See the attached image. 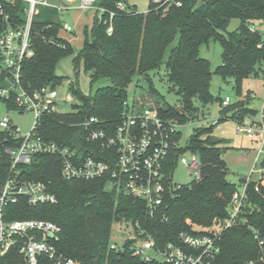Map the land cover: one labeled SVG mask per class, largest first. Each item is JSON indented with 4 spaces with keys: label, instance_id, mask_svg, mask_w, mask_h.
I'll return each instance as SVG.
<instances>
[{
    "label": "trees",
    "instance_id": "1",
    "mask_svg": "<svg viewBox=\"0 0 264 264\" xmlns=\"http://www.w3.org/2000/svg\"><path fill=\"white\" fill-rule=\"evenodd\" d=\"M119 0H100V6L114 11L113 31L109 23L96 16L92 41L75 52L73 45L58 36L61 24L53 19H35L39 33L55 36L60 45L46 43L35 38L36 54L24 61L21 75L22 87L33 92L44 85L57 86L65 77L57 74L60 63L69 56L78 73L83 61L85 71L92 82L107 79L109 84L99 87L94 96L85 97L80 87L74 94L82 103L72 112L46 115L37 133L52 141L72 143L79 132L71 123L89 116L106 122H117L122 114V104L127 100V90L139 77L148 86L141 87L137 100L143 105L156 107L168 118L186 122L199 116L201 107L212 103L213 74L219 73L224 80L234 78L238 92L243 79L254 71L257 63L264 61V39L252 30L255 21L264 20V0H178L182 4L153 3L142 12L136 4L126 11H118ZM105 12L102 19L108 18ZM233 19L240 25L233 31L228 27ZM211 40L223 46V62L216 71L200 54L202 45ZM179 98L178 104H170L153 86L151 73L160 74ZM224 99H220L223 104ZM15 105L13 101L8 102ZM226 106L225 108H228ZM233 118L242 120L245 115L232 108ZM214 126L195 129L188 148L197 153L202 164L201 180L191 181L182 188L172 189L155 216L151 217L143 200L118 194L106 188V181L64 180L61 165L54 156H39L24 168L23 177L50 182L58 203L31 206L25 199L6 207L5 219H46L59 224L62 231L56 246L63 255L79 264H159L147 263L135 256L127 242L122 251L111 248L113 225L116 222L139 220L159 245L174 241L177 234L190 226L187 219L209 226L215 217H225L227 208L238 193L236 183L227 179L228 167L217 143L212 141ZM22 136L14 127L0 129V191L10 173L12 159L5 152L7 147L19 146ZM222 141V139L220 140ZM264 171V159L262 160ZM246 178L244 179L245 182ZM248 201L243 217L248 223L226 230L221 238V252L217 264H245L259 254L254 229L264 239V184L251 181L248 184ZM0 264H26L14 247L6 256H0ZM41 264H53L46 257Z\"/></svg>",
    "mask_w": 264,
    "mask_h": 264
},
{
    "label": "built area",
    "instance_id": "2",
    "mask_svg": "<svg viewBox=\"0 0 264 264\" xmlns=\"http://www.w3.org/2000/svg\"><path fill=\"white\" fill-rule=\"evenodd\" d=\"M74 1L69 0L70 3ZM77 1L80 10L96 9L101 21L109 23L108 32L112 33L114 11L100 6V0ZM151 2L182 4L178 0ZM131 4L130 0H119L116 9L126 11ZM39 5L57 10L70 7L57 6L50 0H0V98L13 101L22 111L29 110L35 114L34 127L28 134L21 135L19 146L5 149L12 165L0 191V256H6L19 246V253L26 264H41L42 257L50 259L53 264H79L59 252L56 246L62 231L59 224L46 219H5L6 207L18 204L22 199L31 206L58 203L50 182L24 178L21 166L30 165L39 156H54L60 161L64 180L103 179L108 190L143 200L153 217L164 204L168 192L187 185L174 180L176 167L179 164L186 166L194 181L202 178V164L199 155L181 143L180 129L194 119L179 122L165 117L156 107L143 105L137 98L133 103L128 100L123 102L122 114L117 122H106L96 116L72 122L71 127L79 131L72 143L52 141L39 135L37 131L42 119L46 115L67 112L63 104L72 102L75 96V81L72 80L69 81L70 92L63 98L59 89L64 82L57 86L44 85L33 92L21 85L24 61L36 54V36L46 43L60 45L55 36H47L37 30L35 19L41 14ZM105 12L109 13V17L102 19ZM61 29L73 30L69 23L63 24ZM252 30H257L256 26L253 25ZM230 101V97H226L222 105L229 106ZM259 114V122L250 116L238 120V131L252 139L257 132L262 134L260 154L264 153V106ZM202 115L207 118V115ZM219 122L218 119L207 120L210 126ZM256 125L259 130L255 129ZM10 127L20 134L19 127L9 117L0 120V129ZM188 150L191 152L189 155ZM250 182V178H246L242 192L233 196L227 215L215 217L209 226L188 220L190 229L180 231L174 241L161 246L139 220L125 222L130 234L122 245L111 243V248L122 251L129 242L133 254L147 263L217 264L223 233L236 225L248 223L243 212ZM254 237L258 240L259 254L245 264H264V239L256 229Z\"/></svg>",
    "mask_w": 264,
    "mask_h": 264
},
{
    "label": "rangeland",
    "instance_id": "3",
    "mask_svg": "<svg viewBox=\"0 0 264 264\" xmlns=\"http://www.w3.org/2000/svg\"><path fill=\"white\" fill-rule=\"evenodd\" d=\"M55 4H60L61 0H50ZM136 4L138 9L142 12L146 11L151 0H130ZM79 3V2H78ZM77 3V5H78ZM41 14L36 18L38 20L58 19L63 25L68 22L73 30L72 32L61 30V37L69 41L75 52L80 51L86 42L92 41V31L95 25L96 16L99 12L96 9L80 10L72 9L69 11L57 10L51 7L38 6ZM240 21L233 19L228 27V31H233L238 28ZM254 26L262 34L264 39V20L255 21ZM202 57L208 59L211 63L212 71H216L217 67L223 62V46L220 41L211 40L209 43L204 44L200 48ZM74 56L65 58L57 68V74L64 76V84L59 89L61 98L65 97L69 92V81H78L76 86L80 87L81 93L90 98L94 96L99 87L109 84L107 79H100L92 82L90 75L84 69L83 61L80 62L79 71L77 73L73 62ZM254 70L259 71L256 75L254 71L243 79L242 89L240 92L236 89L234 78L229 77L224 80L219 73H214L211 81V92L215 100L201 107L200 117L193 118L194 120L188 122L180 130L182 133L181 143L185 146L189 145L190 140L194 136L195 129L198 127L210 126L207 120L218 119L220 122L213 127L212 136L222 139L217 143V147L222 152V158L228 167L227 179L237 184L238 191L242 192L244 179L250 178L251 181L264 182V171L262 168V160L264 153L259 154L261 147L262 134L257 132L255 138L248 137L246 133L238 131V120L233 118L232 108L239 110L240 114L245 117L250 116L257 122L260 121V112L264 106V61L257 63ZM164 70L160 74L151 73L153 86L165 97V100L170 104H178L179 98L174 90L171 89L168 83L162 80L164 77ZM148 84L139 77V86H137V78L129 86L127 90V100L133 103L135 98L142 93L141 87L147 88ZM75 95V94H74ZM230 97V107L225 108L220 99ZM82 103L76 95L73 101L68 104H63L64 110L72 112ZM254 109H251V107ZM256 109V110H255ZM258 110V111H257ZM202 114L207 115L204 119ZM4 117H9L12 123L19 127L20 136L28 134L34 127L35 114L33 111H22L16 105L9 104L6 100L0 98V120ZM250 125L249 122H245ZM256 130L259 127L256 125ZM191 150V149H190ZM187 151L189 155L191 152ZM174 180L178 183L189 184L192 181V175L189 173L188 168L183 164H179L174 171ZM194 222L191 219L187 221ZM200 229V228H195ZM128 226L124 222H116L113 225L111 242L122 245L130 234Z\"/></svg>",
    "mask_w": 264,
    "mask_h": 264
},
{
    "label": "crops",
    "instance_id": "4",
    "mask_svg": "<svg viewBox=\"0 0 264 264\" xmlns=\"http://www.w3.org/2000/svg\"><path fill=\"white\" fill-rule=\"evenodd\" d=\"M77 3H78V1L76 0V1H74L73 3H70L69 2V0H61V2H60V4H56L57 6H60V7H66V6H70L69 7V9H63L62 11H69V10H72V9H76L77 8ZM55 4V3H54ZM78 9V8H77ZM59 11V10H58ZM53 20H55V21H58L59 23H60V21L58 20V19H54V18H52ZM66 23H68V22H66ZM61 24V23H60ZM61 28H62V24H61ZM62 29H60V31H61ZM61 36V35H60ZM251 107V106H250ZM251 109H254V108H252L251 107ZM256 110V109H255ZM258 111V110H257ZM260 112V111H259ZM263 184H264V182H263V179H261L260 180ZM260 181H258V182H260Z\"/></svg>",
    "mask_w": 264,
    "mask_h": 264
},
{
    "label": "water",
    "instance_id": "5",
    "mask_svg": "<svg viewBox=\"0 0 264 264\" xmlns=\"http://www.w3.org/2000/svg\"><path fill=\"white\" fill-rule=\"evenodd\" d=\"M220 140H221L220 138L215 137V136L212 138V141H213L214 144L219 143Z\"/></svg>",
    "mask_w": 264,
    "mask_h": 264
}]
</instances>
